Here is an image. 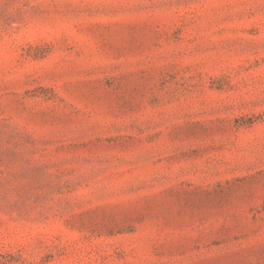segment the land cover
Returning a JSON list of instances; mask_svg holds the SVG:
<instances>
[{
  "label": "rangeland",
  "instance_id": "rangeland-1",
  "mask_svg": "<svg viewBox=\"0 0 264 264\" xmlns=\"http://www.w3.org/2000/svg\"><path fill=\"white\" fill-rule=\"evenodd\" d=\"M0 264H264V0H0Z\"/></svg>",
  "mask_w": 264,
  "mask_h": 264
}]
</instances>
